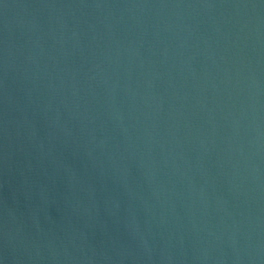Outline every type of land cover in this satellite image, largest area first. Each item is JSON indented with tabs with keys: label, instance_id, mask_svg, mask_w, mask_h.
<instances>
[{
	"label": "water",
	"instance_id": "water-1",
	"mask_svg": "<svg viewBox=\"0 0 264 264\" xmlns=\"http://www.w3.org/2000/svg\"><path fill=\"white\" fill-rule=\"evenodd\" d=\"M0 264H264V0H0Z\"/></svg>",
	"mask_w": 264,
	"mask_h": 264
}]
</instances>
